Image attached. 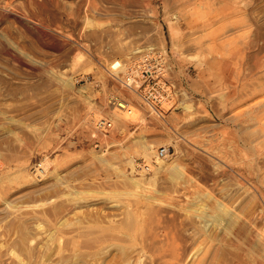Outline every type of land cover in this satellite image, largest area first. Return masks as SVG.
I'll return each mask as SVG.
<instances>
[{"label": "rangeland", "instance_id": "1", "mask_svg": "<svg viewBox=\"0 0 264 264\" xmlns=\"http://www.w3.org/2000/svg\"><path fill=\"white\" fill-rule=\"evenodd\" d=\"M150 46L185 91L161 116L110 71ZM116 91L140 118L111 111ZM145 144L168 150L155 176ZM4 164L23 175L0 182V264H264V0H0Z\"/></svg>", "mask_w": 264, "mask_h": 264}, {"label": "built area", "instance_id": "2", "mask_svg": "<svg viewBox=\"0 0 264 264\" xmlns=\"http://www.w3.org/2000/svg\"><path fill=\"white\" fill-rule=\"evenodd\" d=\"M120 78L114 75L115 80L120 89L138 96L143 105L149 107L153 112L162 115V104L171 103L183 95L182 88L172 80L171 67L164 52L156 47L150 46L143 48L138 57L131 62L125 71L118 74ZM119 89V90H120ZM107 106L111 111H127L130 112L132 103L129 97H122L117 92H111L107 96ZM173 102L168 109L174 108ZM61 129L65 134H73L74 130L66 127V123H62ZM93 125L92 141L94 147H101L100 140L96 136H109L113 132V119L110 117H100L91 121ZM64 134V135H65ZM166 148L159 150V156L163 157L167 154ZM147 170V167H145Z\"/></svg>", "mask_w": 264, "mask_h": 264}, {"label": "bare ground", "instance_id": "3", "mask_svg": "<svg viewBox=\"0 0 264 264\" xmlns=\"http://www.w3.org/2000/svg\"><path fill=\"white\" fill-rule=\"evenodd\" d=\"M64 41V40H63ZM157 48V47H156ZM83 49V48H82ZM142 49H143V47H142ZM130 51H133L134 53V55H137L138 56V53H140L142 50H140L139 48H135V50L134 49H131ZM163 51V50H162ZM166 53V52H165ZM132 54V53H131ZM132 54V55H133ZM83 53L82 52H80V50L79 49H75V51H74V53H73V56H72V59L70 60V62H69V65L67 66V69H65L64 70V72H67L68 70H73V69H76V67L83 61ZM85 57V56H84ZM104 59V58H103ZM82 64V63H81ZM131 64V63H130ZM129 63H127L126 65H123V63H121L119 60H115V61H113L110 65V71H111V74L112 75H114L116 78L118 77V78H120L119 77V73H121V72H123V71H125L126 70V68L130 65ZM105 65V64H104ZM87 68V67H86ZM71 78L72 77H64V83L68 86V87H70V88H72V81H71ZM116 84V83H115ZM118 84V83H117ZM120 90H122V89H120ZM124 91V90H123ZM117 92V91H116ZM127 94L129 95V92H127ZM131 94V93H130ZM185 94V91H183V95ZM135 95V94H134ZM182 95V96H183ZM130 96V95H129ZM133 96V95H132ZM187 97V96H186ZM131 98V97H130ZM181 98H183V97H181ZM180 101V100H179ZM261 102V101H260ZM179 103V102H178ZM132 106H133V104H132ZM190 108H191V106L190 105H185L184 106V109L185 110H190ZM137 110V109H136ZM170 109H168V111H169ZM120 113H124V114H126V113H128L127 111H119ZM118 112V113H119ZM128 114H133L135 117H139L140 118V116H139V114L137 113V111H133L131 108H130V112L128 113ZM128 114H127V116H128ZM110 115V114H109ZM96 116V115H95ZM103 117V116H102ZM94 118V117H93ZM98 118H100V117H98ZM97 118V119H98ZM124 118V117H123ZM89 119V118H88ZM114 122V121H113ZM69 124V123H68ZM91 130H92V132H91V134H90V139H92V134L94 133V131H93V125L91 124ZM70 129V128H69ZM114 129H115V127H114ZM59 131L62 135H64L65 134V132L62 130V129H56V131ZM86 130V129H85ZM116 130V129H115ZM45 132L46 133H50V130L49 129H45ZM120 132H122V131H120ZM90 133V132H89ZM52 134V133H51ZM66 135H69V134H65L64 136H66ZM105 136H96V138H97V140H101L102 141V138H104ZM93 140V139H92ZM143 149H142V154H143V156L144 157H146V159H149V161H150V157L152 156V155H154L155 156V161H156V168L154 169V175L153 176H155L156 175V173L158 172V171H163L162 169H164L165 167H166V165H167V162H166V160H164V159H162L161 158V156H159V153L158 154H156L155 153V151H154V148H155V145L154 144H145L143 147H142ZM106 152V150H104V153ZM140 152V151H139ZM105 155V154H104ZM167 155V154H166ZM165 155V156H166ZM99 157H100V155H98ZM102 156V155H101ZM164 157V156H163ZM104 160V159H103ZM49 163V160H47V158H44V159H42V162L39 164V166L36 168V165L34 166V170H33V172L32 173H24L25 174V177H30V179L31 180H35L36 179V174H41V175H44L45 173H46V171H47V169L45 168L46 167V165ZM128 163H129V165H130V167L131 168H134V160L133 159H129V161H128ZM176 165V164H175ZM45 166V167H44ZM179 166V165H178ZM45 168V169H40V168ZM145 167H147V170H145ZM173 167V166H172ZM5 169V164L2 166V167H0V182H2V181H4V180H6V179H12L13 177H16L18 174H21L22 172L21 171H13L14 169H11V168H9L8 167V169H6L5 171H3ZM149 166L147 165V164H145V163H141V164H137V166H136V170L138 171V172H141V173H139L140 174V176L139 177H137V178H135V177H129V180L131 181V184H133V186L136 188V189H138V188H142V187H144V188H147V184L149 185V182H150V180H152V178H153V176L151 177V178H149L148 179V177H146L144 174H143V172H145V171H149ZM179 169H180V166H179ZM25 170V169H24ZM176 170V169H175ZM177 171V170H176ZM25 172V171H24ZM174 172V171H173ZM36 173V174H35ZM180 173V172H179ZM181 173H182V171H181ZM31 174H33L32 176H31ZM22 175H23V173H22ZM123 176H127V174H125L124 172H123ZM24 177H22V179H23ZM176 178V177H175ZM182 178V177H181ZM19 179V178H18ZM177 179V178H176ZM17 180V179H16ZM5 182V181H4ZM134 190V189H133ZM208 194V193H207ZM218 206H219V209H220V212H222L223 213V211H227L228 212V208L225 206V204H218ZM214 213V212H213ZM235 214V213H234ZM230 215H233V214H230ZM234 216H237L236 214L234 215ZM238 217V216H237ZM236 218V217H235ZM241 218V217H240ZM240 218H238V219H240ZM217 219V218H216ZM237 219V218H236ZM218 220V219H217ZM221 222V221H220ZM241 227V226H240Z\"/></svg>", "mask_w": 264, "mask_h": 264}]
</instances>
